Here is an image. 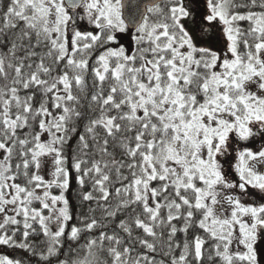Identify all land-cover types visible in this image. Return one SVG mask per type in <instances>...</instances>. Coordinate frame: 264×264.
Wrapping results in <instances>:
<instances>
[{"label":"snow or ice","instance_id":"obj_1","mask_svg":"<svg viewBox=\"0 0 264 264\" xmlns=\"http://www.w3.org/2000/svg\"><path fill=\"white\" fill-rule=\"evenodd\" d=\"M257 137L264 0H0V264H264Z\"/></svg>","mask_w":264,"mask_h":264},{"label":"trees","instance_id":"obj_2","mask_svg":"<svg viewBox=\"0 0 264 264\" xmlns=\"http://www.w3.org/2000/svg\"><path fill=\"white\" fill-rule=\"evenodd\" d=\"M74 193L69 192V198L72 199ZM73 204L75 205V201H73ZM0 254H8L10 256H15L16 258H20L24 255L21 251H14L13 249L9 248L8 246H2L0 245Z\"/></svg>","mask_w":264,"mask_h":264},{"label":"rangeland","instance_id":"obj_3","mask_svg":"<svg viewBox=\"0 0 264 264\" xmlns=\"http://www.w3.org/2000/svg\"><path fill=\"white\" fill-rule=\"evenodd\" d=\"M255 199H257V198H255Z\"/></svg>","mask_w":264,"mask_h":264}]
</instances>
